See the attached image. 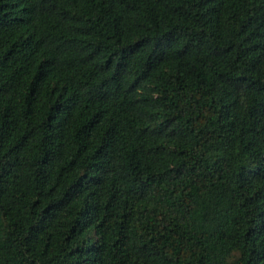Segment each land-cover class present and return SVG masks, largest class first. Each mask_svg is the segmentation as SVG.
Segmentation results:
<instances>
[{"label": "trees", "instance_id": "1", "mask_svg": "<svg viewBox=\"0 0 264 264\" xmlns=\"http://www.w3.org/2000/svg\"><path fill=\"white\" fill-rule=\"evenodd\" d=\"M0 264H264V0H0Z\"/></svg>", "mask_w": 264, "mask_h": 264}]
</instances>
